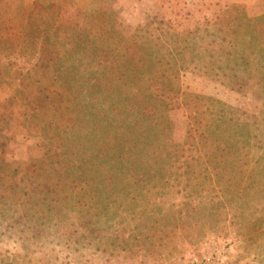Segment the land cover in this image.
<instances>
[{
	"label": "rangeland",
	"instance_id": "1",
	"mask_svg": "<svg viewBox=\"0 0 264 264\" xmlns=\"http://www.w3.org/2000/svg\"><path fill=\"white\" fill-rule=\"evenodd\" d=\"M263 12L264 0H0V29L30 21L15 43L0 41L11 162L38 154L17 75L43 67V38L61 59L47 67L96 76L124 67L129 49L139 78L127 82L159 93L147 139L159 153L144 156L129 192L88 171L62 192L25 182L0 195V264H264Z\"/></svg>",
	"mask_w": 264,
	"mask_h": 264
},
{
	"label": "trees",
	"instance_id": "2",
	"mask_svg": "<svg viewBox=\"0 0 264 264\" xmlns=\"http://www.w3.org/2000/svg\"><path fill=\"white\" fill-rule=\"evenodd\" d=\"M29 24L26 19L20 24L8 20L4 30L0 29V41L15 43ZM255 24L260 27L258 31L264 32L262 22ZM45 43L43 38L44 49L38 61L43 67H33L20 77L17 75V82L25 93L24 100L32 109L30 128L40 136L35 147L38 154L33 153L23 165L11 162L10 137L0 127L1 197L18 195L14 193L20 192L25 182L36 185L28 189L31 192H44L51 186L53 190V186H57V191L62 192L61 184H66L68 179L85 178L88 171L89 177L99 179L105 189L117 185L119 190L128 188L129 192V188L144 178V156L159 153L157 145H147L150 129L154 130L158 123V119L153 118L151 104L159 93H149L147 84L135 89L127 82L130 77L139 78L135 77L137 67L127 65L130 58L137 57L136 53L130 54L128 48L119 58L124 67H114L110 72L105 69V75L96 76L81 67H66V63L47 67L46 64L61 59L59 51L55 55L56 50L46 52L48 44ZM8 73L0 63V79ZM152 90L159 92L161 87L157 85ZM96 91L104 94L102 104L92 100ZM14 178L21 181L12 183Z\"/></svg>",
	"mask_w": 264,
	"mask_h": 264
},
{
	"label": "crops",
	"instance_id": "3",
	"mask_svg": "<svg viewBox=\"0 0 264 264\" xmlns=\"http://www.w3.org/2000/svg\"><path fill=\"white\" fill-rule=\"evenodd\" d=\"M234 2H235V3H233L232 7H233L234 9H236L237 12H238L239 10L243 9L242 5L236 3L237 1H234ZM252 5H253V4L244 3L243 6H244L245 8H246V7H249V6L254 7V6H252ZM226 14H228V12H226ZM247 14H249V13L247 12ZM262 14L264 15V12H263ZM249 15H250V14H249ZM263 36H264V32H263ZM261 49L264 50V44H262ZM251 54H254V53H250V55H251ZM253 57L255 58L256 56H253ZM260 57H261V60H263V62H264V51H263V54L260 55ZM234 60H236V59H234ZM237 61H238V59H237ZM262 64L264 65V63H262Z\"/></svg>",
	"mask_w": 264,
	"mask_h": 264
}]
</instances>
